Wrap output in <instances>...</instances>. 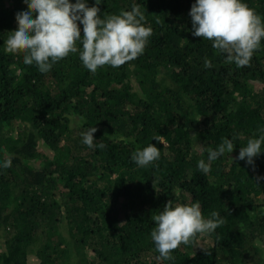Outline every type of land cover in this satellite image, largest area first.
<instances>
[{
  "label": "trees",
  "instance_id": "1",
  "mask_svg": "<svg viewBox=\"0 0 264 264\" xmlns=\"http://www.w3.org/2000/svg\"><path fill=\"white\" fill-rule=\"evenodd\" d=\"M194 2L100 0L101 17L140 5L143 54L93 74L70 53L41 74L3 47L28 5L0 0V159H12L0 168V264H264V154L255 170L235 159L264 127V41L247 66L226 62L191 35ZM244 2L264 19V0ZM90 127L103 148L81 142ZM224 138L233 153L198 171ZM151 143L159 160L137 167L132 154ZM169 201L224 223L163 261L151 218Z\"/></svg>",
  "mask_w": 264,
  "mask_h": 264
},
{
  "label": "clouds",
  "instance_id": "2",
  "mask_svg": "<svg viewBox=\"0 0 264 264\" xmlns=\"http://www.w3.org/2000/svg\"><path fill=\"white\" fill-rule=\"evenodd\" d=\"M28 8L15 15L16 30L4 40V52L15 55L22 52L25 65H35L41 74L49 73L53 66L70 53H78L79 60L90 73L98 68H118L142 55L152 28L146 26V16L140 5L130 10L101 17L100 0L88 6V0H23ZM191 35L210 41L218 53L224 54L226 62L237 67L247 66L255 51L264 41V19L257 15L244 0H195L189 12ZM81 25L83 36L81 35ZM206 69L213 67L205 59ZM69 119H73L69 117ZM96 127L83 130L82 143L88 148L103 144L94 139ZM258 134L247 139L239 150L236 160L244 161L255 170V158L264 154V127ZM153 140L160 142V136ZM233 139L224 138L215 148L207 150V162L197 161V170L207 175L211 162L225 153H233ZM160 150L153 144L137 149L131 156L139 168H145L159 160ZM12 159H0V168L11 167ZM264 180L257 177L256 182ZM154 228L151 240L159 254L156 259L173 261V251L180 245H188L198 236H212L224 220L216 211L205 217L200 203L180 204L169 201L162 211L152 216Z\"/></svg>",
  "mask_w": 264,
  "mask_h": 264
}]
</instances>
